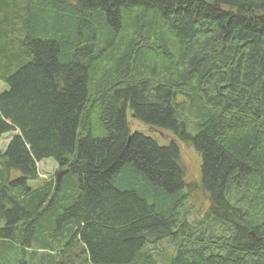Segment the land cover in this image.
<instances>
[{"label":"trees","instance_id":"16d2710c","mask_svg":"<svg viewBox=\"0 0 264 264\" xmlns=\"http://www.w3.org/2000/svg\"><path fill=\"white\" fill-rule=\"evenodd\" d=\"M0 80V264H264V0H0Z\"/></svg>","mask_w":264,"mask_h":264},{"label":"rangeland","instance_id":"374dc122","mask_svg":"<svg viewBox=\"0 0 264 264\" xmlns=\"http://www.w3.org/2000/svg\"><path fill=\"white\" fill-rule=\"evenodd\" d=\"M8 90V86L0 80V94L6 92ZM131 127L133 130H139L143 131L149 135H152L154 137H157L162 145L169 144L170 140L173 139V135L166 131H156V130H150L138 122L134 121L132 118H130ZM15 136L13 135H4L2 139L0 140V152L4 153L8 144L12 140V138ZM181 147V166L184 169L185 172V184L190 186L192 189L190 191V206L192 205V211L195 213V216L203 215L207 211V200L206 195L202 192L201 188L198 186L200 184L201 179V160L199 155L196 153L194 148L190 145H184L180 144ZM38 172H39V178L36 181H30L28 183L29 187L32 189H38L42 188L45 183H51L56 180H60L58 178V175L63 172L57 164L53 160H47L43 161L41 163H38ZM12 179L19 178V173H14L11 177ZM200 213V215H199ZM0 226H2L0 222ZM158 247V245L156 246ZM163 244L159 246L160 249L165 248ZM165 251V250H164Z\"/></svg>","mask_w":264,"mask_h":264},{"label":"water","instance_id":"95a60500","mask_svg":"<svg viewBox=\"0 0 264 264\" xmlns=\"http://www.w3.org/2000/svg\"><path fill=\"white\" fill-rule=\"evenodd\" d=\"M64 173H65V172H62V173L59 174V179H60V177H61Z\"/></svg>","mask_w":264,"mask_h":264}]
</instances>
